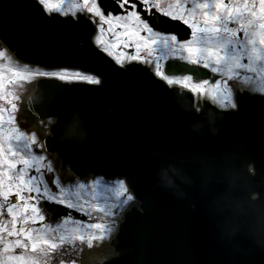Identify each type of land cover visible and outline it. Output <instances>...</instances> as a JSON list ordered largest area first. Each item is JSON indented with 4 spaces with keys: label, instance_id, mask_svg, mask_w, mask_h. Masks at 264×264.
Instances as JSON below:
<instances>
[{
    "label": "water",
    "instance_id": "95a60500",
    "mask_svg": "<svg viewBox=\"0 0 264 264\" xmlns=\"http://www.w3.org/2000/svg\"><path fill=\"white\" fill-rule=\"evenodd\" d=\"M94 35L87 21L48 14L37 0H0V41L17 59L100 77L98 85L39 78L22 106L29 121L55 118L42 140L45 150L57 156L60 173L125 178L141 202L125 212L109 242L118 253L96 264H264V251L241 241L249 249L242 254L222 236L199 177L189 185L173 176L174 190L160 176L161 161L183 166L192 176L202 155L218 156L242 137L256 167L264 169V95L238 90L239 108L226 115L218 135L205 129L199 136L194 125L207 111H219L215 105L205 100L200 114L189 111L190 91L166 85L136 62L117 65L97 48ZM195 67L169 62L167 72L188 73ZM191 74L201 78L209 72L200 68ZM73 115L81 120L80 139L68 134ZM44 206L53 219L65 215L64 206Z\"/></svg>",
    "mask_w": 264,
    "mask_h": 264
},
{
    "label": "snow or ice",
    "instance_id": "6c2138e0",
    "mask_svg": "<svg viewBox=\"0 0 264 264\" xmlns=\"http://www.w3.org/2000/svg\"><path fill=\"white\" fill-rule=\"evenodd\" d=\"M37 3L48 14L58 13L90 23L95 33L94 44L117 65L124 67L136 62L166 85L190 91L189 111L200 114L203 100H209L219 111L209 110L199 116V123L194 125L199 136L206 134L205 129L218 135L226 115L238 110L230 79H240L253 92L264 94V0H112L114 7L104 0H37ZM172 21L187 25L191 29L190 38H180L163 29L164 24ZM169 59L198 67L189 68L184 75L169 74L164 64ZM0 60L4 61L0 63V264H49L66 242L93 248L104 241L114 231L120 213L135 197L122 178L106 180L97 176L88 182L63 186L55 176L52 161L41 154L44 144L37 133L29 134L17 126L15 114L20 97L15 94V86L19 82L39 76L98 85L100 77L70 73L67 68L30 69L27 63L12 66L6 50H0ZM200 68L218 78L214 82L211 76L194 80L191 73L199 72ZM68 134L75 139L84 135L78 115L71 117ZM213 164L216 170L210 166ZM254 164L247 140L242 137L218 156L202 155L192 176L185 175L183 166L176 167L167 161H161L160 176L162 183L174 190L177 186L173 176L181 177L189 185L199 177L202 194H209L208 181L219 176L218 169L223 168L233 187L246 182L247 200L256 204L264 200V195H257V192L264 194V169L258 175ZM46 173L54 177L50 183ZM13 196L15 202L10 199ZM41 202L64 206L65 215L56 229L45 223ZM73 212L86 219H76ZM57 229L61 235L50 238ZM235 249L242 254L249 250ZM70 264H77V260L72 259Z\"/></svg>",
    "mask_w": 264,
    "mask_h": 264
},
{
    "label": "clouds",
    "instance_id": "9594fccd",
    "mask_svg": "<svg viewBox=\"0 0 264 264\" xmlns=\"http://www.w3.org/2000/svg\"><path fill=\"white\" fill-rule=\"evenodd\" d=\"M210 166L217 169L214 164ZM253 167L256 168V165ZM218 170L220 175L208 181V191L209 203L217 216V226L222 236L227 237L234 247H242L241 241H247L252 246L264 248V200L249 203L245 195L246 182L233 187L225 170ZM256 170L259 175L260 169ZM257 195L260 197L264 194L257 192Z\"/></svg>",
    "mask_w": 264,
    "mask_h": 264
},
{
    "label": "rangeland",
    "instance_id": "374dc122",
    "mask_svg": "<svg viewBox=\"0 0 264 264\" xmlns=\"http://www.w3.org/2000/svg\"><path fill=\"white\" fill-rule=\"evenodd\" d=\"M0 50H6V48L0 44ZM7 51V50H6ZM7 55L9 57H11V63H12V66H17V67H22L24 64L15 60L10 54L9 52L7 51ZM4 61L3 60H0V63H3ZM37 68L36 66L33 67V66H30V69H35ZM40 68V67H39ZM42 69V68H41ZM42 70H45V69H42ZM58 70V69H56ZM70 73H75L74 71H69ZM86 74V73H84ZM89 75H92V74H89ZM39 77V76H36V77H33L30 81H24V82H19L16 86H15V94L16 95H19L20 97V100L17 102L18 103V110L16 112V122H17V126L20 127V129L22 131H25L27 133H32V132H36L35 131V127H29L26 123V120L21 118L20 117V107H21V103L23 101V99L25 98V96L28 94V92L30 91L31 89V85L32 83L34 82V80ZM42 121L40 122H37V124H39V126L41 128L44 129L45 132L48 131V123L47 122H44V123H41ZM37 133V132H36ZM38 136V135H37ZM39 139V137H38ZM37 151H39V149H37ZM41 154L45 155L46 158L50 161H54V159L52 158V156L48 157L47 154L43 151ZM19 167V166H18ZM53 167H54V164H53ZM55 169V176H58L61 180V183L63 186H67L69 184H74L76 183L77 181H80V182H88V181H91L93 179H95L97 176L95 177H91L85 181H82V180H79V179H73L66 175H60L56 168L54 167ZM46 179L49 180V183L51 182V179L54 178L52 177V174L50 173H46ZM108 180V179H106ZM13 198H15L14 196L11 197L10 199L12 200ZM89 197L86 195L85 196V199H88ZM101 202L103 201V197L100 198ZM135 201V199H134ZM95 202V201H93ZM133 202V201H132ZM130 202L129 205L132 203ZM41 207H42V204H41ZM43 208V207H42ZM44 209V208H43ZM44 214H45V217H46V220H45V223L49 224L53 229H56V225L58 223H62V218L60 220H57V221H52L48 214L46 213V211L44 210ZM95 215V214H94ZM122 217V212L120 213L119 215V219L117 220V223L115 225V228H114V231L109 235L107 236L104 241L102 242H97L96 245L94 247H98V246H101L103 244H106L108 242V240L110 239V237L114 234V232L116 231L117 227H118V223L120 221ZM76 218V217H75ZM78 219V218H76ZM90 222H94V221H90ZM69 227H71V224H69ZM61 235V232L57 229L56 231H53L50 235V238H58L59 236ZM85 247H88L86 244H80L79 242H76V244H70L68 242H66L61 249H58L57 252L53 255V258L49 261V264H60V261L63 260L64 261V264H70V261L72 259H76L77 260V264H89L88 263V260H86V258H84L83 254H84V248ZM93 247V248H94ZM89 248V247H88Z\"/></svg>",
    "mask_w": 264,
    "mask_h": 264
},
{
    "label": "flooded vegetation",
    "instance_id": "af4514ba",
    "mask_svg": "<svg viewBox=\"0 0 264 264\" xmlns=\"http://www.w3.org/2000/svg\"><path fill=\"white\" fill-rule=\"evenodd\" d=\"M104 3L108 4L110 7H114V5L112 4V0H104ZM163 29L175 32L180 38H190L191 29L187 25H184L181 21H172L171 23H166L163 25ZM128 51H131V49H128ZM168 61L164 62L165 67ZM248 74L251 75V73ZM12 202H15V198L12 199Z\"/></svg>",
    "mask_w": 264,
    "mask_h": 264
},
{
    "label": "bare ground",
    "instance_id": "6f19581e",
    "mask_svg": "<svg viewBox=\"0 0 264 264\" xmlns=\"http://www.w3.org/2000/svg\"><path fill=\"white\" fill-rule=\"evenodd\" d=\"M31 127H35L37 129H39V125L37 123H32L31 125H29ZM68 177L71 176L69 174H66ZM102 247H94V248H88L85 247L84 248V258H86V260H88V262H91V260H94V257H101L103 256V254H99L100 253V249Z\"/></svg>",
    "mask_w": 264,
    "mask_h": 264
}]
</instances>
